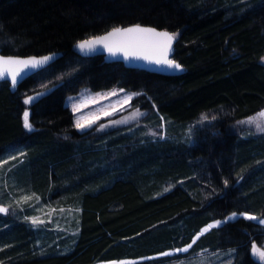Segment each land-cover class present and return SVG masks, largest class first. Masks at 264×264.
<instances>
[{
  "label": "trees",
  "instance_id": "16d2710c",
  "mask_svg": "<svg viewBox=\"0 0 264 264\" xmlns=\"http://www.w3.org/2000/svg\"><path fill=\"white\" fill-rule=\"evenodd\" d=\"M136 23L178 33L181 75L76 50L78 41ZM0 48L56 55L15 87L0 82V156L20 145L27 151L7 187L75 214L62 238L69 250L39 256L36 242L53 240L52 231L41 234L9 206L0 213L1 264H169L227 250L231 264H264L251 252L253 243L264 247V225L241 217L203 233L187 252L156 256L233 212L264 218V138L239 137V122L264 111V0H0ZM114 86L139 93L132 107L155 108V118L173 125L209 111L216 118L191 143L174 130L138 146L128 134L106 138L96 125L78 131L66 96Z\"/></svg>",
  "mask_w": 264,
  "mask_h": 264
},
{
  "label": "rangeland",
  "instance_id": "374dc122",
  "mask_svg": "<svg viewBox=\"0 0 264 264\" xmlns=\"http://www.w3.org/2000/svg\"><path fill=\"white\" fill-rule=\"evenodd\" d=\"M121 89L122 88L118 86H114L109 89L93 91L88 87H82L77 94L66 96L64 103L72 111L74 122H76L77 118L81 116L85 117V120L82 121L83 123H87L89 120L96 119V117L99 116L100 118L96 120V123L92 124L91 127L96 125L98 131L108 132L105 135L106 138H110L113 134H128L131 136L133 143L137 146L142 143V141H145L143 138H150L153 141L170 138L171 133L169 131L172 130L176 131V133L179 134L186 142L191 143L196 129L210 124L214 121L212 117L216 118L215 112L209 111L202 113L197 119L190 123L184 125H173L169 122H164L162 118H155V108L153 111L147 112L146 110L132 107L131 100L136 95H133L130 101L117 103V101H122L125 95L134 94V92H129L124 89H122L123 91H120ZM112 91H117L118 95L109 96L107 99H100L98 96V94H107ZM94 99L96 100L95 103L93 102ZM73 105H80V110L78 112H74ZM108 105H115V108L106 107ZM99 109H103L104 111H98ZM137 109L143 113V115L135 119H130L126 123H112L114 121H120L124 117H128ZM104 112H111L113 114L104 115ZM205 115L208 117V120L203 119ZM102 124L105 125L104 128H100V125ZM245 126V129L240 133V138H264V132L258 131L255 124H245ZM91 127L83 130L78 129V131L82 132L90 129ZM26 157L27 151L22 145L11 148L0 156V207H7L9 209L10 206L17 209V211L21 212V215L26 216L25 218H27L33 227L43 228L42 230H45L41 232L43 235L47 232L46 230L52 231L53 240L40 239L36 242L35 251L39 256L47 253L58 254L60 251L69 250V245L62 238L66 234V231L70 230L68 226L75 216L73 209L71 207H53L52 205H47L31 193H21L20 195H15L12 194L7 187L8 180L12 182L13 180L15 181V179H11L13 178V175H16V172L20 170V166L27 162ZM5 194L7 199H5ZM24 197H30V199L25 200ZM27 211L29 214L26 213ZM33 219L42 222L33 224ZM215 221L217 220L203 226L194 237L200 234L202 229L210 224H213ZM253 222L258 223V221ZM164 253L174 254L177 252H175L174 249L168 250ZM156 256L163 255L159 254ZM136 261L138 260L122 259L100 261L95 264H132ZM232 261L233 256L231 251L227 250L221 252H201L195 256L182 258L169 264H231Z\"/></svg>",
  "mask_w": 264,
  "mask_h": 264
},
{
  "label": "snow or ice",
  "instance_id": "6c2138e0",
  "mask_svg": "<svg viewBox=\"0 0 264 264\" xmlns=\"http://www.w3.org/2000/svg\"><path fill=\"white\" fill-rule=\"evenodd\" d=\"M178 33H169L167 31H156L153 28H143L139 25L129 28H114L102 36L90 37L81 41H78L75 47L79 52L88 54L95 52L98 48H103L106 50L110 56H116L122 54L124 59L136 58L144 59L156 64H166L171 68L181 69V65L173 60L168 59V53L171 50L172 41L176 38ZM53 56H43V57H29L27 59H19L14 57H4L0 56V79L10 78L13 87L18 82V77H21L22 73L26 69H35L46 65ZM120 91H123L122 89ZM41 93H37L36 97L29 96L25 99V104H31L34 99L38 98ZM118 95L117 91H112L107 94H98L100 99H107L109 96ZM133 95H139V93H134L132 95H125L122 101H117V103H123L130 101ZM95 103L96 100L94 99ZM106 107H113L115 105H108ZM80 110V105H73V111L78 112ZM98 111H104L99 109ZM111 112H104V115H112ZM92 115V114H89ZM143 115L138 109L131 113L128 117H124L120 121H114L112 123H126L130 119H135ZM100 117L97 116L96 119L89 120L87 123H83L85 117H78L75 122V127L79 130L91 127L92 124L96 123ZM204 120H208L205 115ZM215 119V117H212ZM239 123L244 124H255L258 131L264 132V111L257 113L253 117H249L245 121ZM23 125L25 129L29 131L33 130V125L29 120V112L26 110L23 114ZM105 125H100V128H104ZM225 186H227L228 181H224ZM25 200L30 199V197H24ZM9 209L7 207H0V213H7ZM238 217H242L246 220L258 221L259 224L264 225V219L258 218L255 215H250L248 213H236L233 212L226 216L224 220H217L213 224L208 225L202 229L201 233L193 238L192 243L188 244L184 248L175 249V252H187L192 248V245L196 243L199 235L207 232L211 228L219 227L222 224H226L230 221L236 220ZM36 219L32 220L33 224L41 223ZM251 252L254 257H257L260 261H264V247H258L256 243L252 244ZM172 253H162L161 255H171Z\"/></svg>",
  "mask_w": 264,
  "mask_h": 264
},
{
  "label": "water",
  "instance_id": "95a60500",
  "mask_svg": "<svg viewBox=\"0 0 264 264\" xmlns=\"http://www.w3.org/2000/svg\"><path fill=\"white\" fill-rule=\"evenodd\" d=\"M136 25H139L143 28H153L156 31H167L169 33H171L169 30L167 29H160L154 26H150V25H144V24H131L125 27H115V28H129V27H134ZM114 29V28H112ZM112 29L108 30L107 32L111 31ZM105 33H102L100 35L97 36H102ZM95 37V36H93ZM176 42V38L172 41L171 44V50L168 53V59L175 61L176 63L179 64V62L174 58V45ZM77 52L79 53V55L83 56V57H94V56H101V55H109V53L104 50L103 48H98L95 52L92 53H88V54H84L79 52V50L76 48ZM0 56H4V57H14V58H19V59H27L29 57H43V56H53V59L50 60L46 65H43L41 67L35 68V69H26L24 70V72L22 73L21 77H18V82L17 84L22 83L25 79H27L29 76L33 75L34 73L46 68L47 66H49L51 63H53L56 60V55L55 54H45V55H27V56H20V55H11V54H3L1 52V48H0ZM110 56V55H109ZM115 61L117 62H125L127 63L129 66L134 67V68H140L143 69L147 72L150 73H155V74H160V75H164V76H179L184 72V68L181 65V69H175V68H171L166 64H156L154 62H150L148 60H144V59H136V58H130V59H124L122 54H118L116 56H111ZM0 82H8L11 84V80L10 78L7 79H0ZM16 84V85H17Z\"/></svg>",
  "mask_w": 264,
  "mask_h": 264
}]
</instances>
